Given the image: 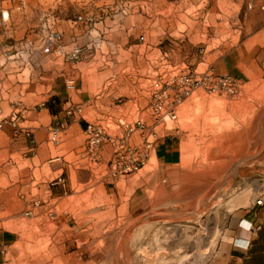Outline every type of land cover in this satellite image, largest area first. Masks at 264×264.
Wrapping results in <instances>:
<instances>
[{
    "label": "rangeland",
    "instance_id": "374dc122",
    "mask_svg": "<svg viewBox=\"0 0 264 264\" xmlns=\"http://www.w3.org/2000/svg\"><path fill=\"white\" fill-rule=\"evenodd\" d=\"M205 74L232 81L181 94ZM76 89L90 101L71 115L83 130L66 172L40 168L66 154L59 125L0 150L17 180L10 192L0 175L13 234L0 264H209L234 212L264 195V0H0V130L39 126L22 121ZM166 134L182 155L163 167L151 151Z\"/></svg>",
    "mask_w": 264,
    "mask_h": 264
},
{
    "label": "crops",
    "instance_id": "0c3cea01",
    "mask_svg": "<svg viewBox=\"0 0 264 264\" xmlns=\"http://www.w3.org/2000/svg\"><path fill=\"white\" fill-rule=\"evenodd\" d=\"M74 97L70 93L64 97L66 100L61 109V97L57 107H46L41 110L46 114L45 121H41L39 113H35L24 118L22 123L37 121L39 126L32 127L25 123L22 126H15L0 130V150L7 149L10 155L17 154L19 150V138L25 143L23 149L37 148L49 140L52 125H59L65 136L66 154H61L57 158H49L41 163V169L48 174L61 170V175L72 167V162L66 160L67 153L75 152L73 141L81 134L83 127L72 126L75 120L64 112L65 104L74 102L76 105L83 106L90 101V95L85 90L76 89ZM14 125V124H13ZM7 140V141H6ZM23 143V144H24ZM159 166H171L181 161V148L179 143L170 134L160 137L153 145L151 155ZM59 160V162H58ZM12 167H16L14 160L9 159L8 164L2 165L0 175H4L9 181V191H16L17 180L12 177ZM0 168V169H1ZM9 170V175L6 170ZM51 179V184L60 183L62 177ZM45 180L46 178L43 177ZM51 189V188H50ZM52 190V189H51ZM48 190L49 193H52ZM61 197V194H59ZM66 225V224H65ZM13 234L8 230H0V248L6 247L11 243ZM209 264H264V202L257 205L249 203L245 208L236 210L233 214L232 223L218 239Z\"/></svg>",
    "mask_w": 264,
    "mask_h": 264
},
{
    "label": "built area",
    "instance_id": "2783aa9c",
    "mask_svg": "<svg viewBox=\"0 0 264 264\" xmlns=\"http://www.w3.org/2000/svg\"><path fill=\"white\" fill-rule=\"evenodd\" d=\"M2 16H5L4 11L2 12ZM232 79L226 76H219V77H214L213 75L210 74H205V75H195L193 78H188L183 82L182 86V92L181 94L183 95H189L193 88L198 87V86H203L205 88H208L211 91L216 90L219 86L225 87L229 86L231 83ZM82 111V107L79 105H72L66 109V114L68 116L75 115L78 112ZM166 115L174 119L176 118V113L172 110L169 109L166 112ZM58 129L55 128L53 132H56ZM85 132L87 133V146L90 151H93L101 142L102 140V134L100 130H98L95 127H92L91 124H88L86 126ZM264 202V195L260 198H256L254 203L257 205H261Z\"/></svg>",
    "mask_w": 264,
    "mask_h": 264
}]
</instances>
